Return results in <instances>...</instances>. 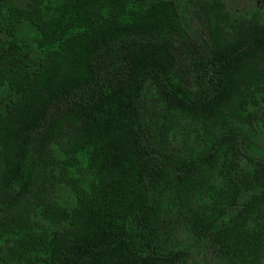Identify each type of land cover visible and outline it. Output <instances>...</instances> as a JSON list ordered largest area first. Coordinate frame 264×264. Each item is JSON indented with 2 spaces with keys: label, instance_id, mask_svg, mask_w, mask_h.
Segmentation results:
<instances>
[{
  "label": "trees",
  "instance_id": "trees-1",
  "mask_svg": "<svg viewBox=\"0 0 264 264\" xmlns=\"http://www.w3.org/2000/svg\"><path fill=\"white\" fill-rule=\"evenodd\" d=\"M0 0V264H264V0ZM32 50V51H31Z\"/></svg>",
  "mask_w": 264,
  "mask_h": 264
},
{
  "label": "rangeland",
  "instance_id": "rangeland-1",
  "mask_svg": "<svg viewBox=\"0 0 264 264\" xmlns=\"http://www.w3.org/2000/svg\"><path fill=\"white\" fill-rule=\"evenodd\" d=\"M232 1V0H231ZM230 1V3H231ZM232 4V3H231ZM32 51V50H31ZM32 55H34V52H18L15 50H8L3 54H0V62L8 61V62H15L19 60H30L32 59Z\"/></svg>",
  "mask_w": 264,
  "mask_h": 264
}]
</instances>
